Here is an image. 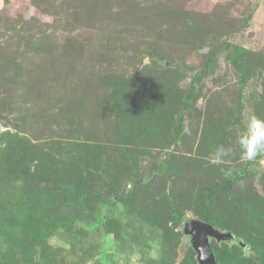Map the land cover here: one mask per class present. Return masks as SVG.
<instances>
[{"label": "rangeland", "instance_id": "rangeland-1", "mask_svg": "<svg viewBox=\"0 0 264 264\" xmlns=\"http://www.w3.org/2000/svg\"><path fill=\"white\" fill-rule=\"evenodd\" d=\"M253 114L264 0H0V264H198L210 218L245 245L217 264H264Z\"/></svg>", "mask_w": 264, "mask_h": 264}, {"label": "clouds", "instance_id": "clouds-1", "mask_svg": "<svg viewBox=\"0 0 264 264\" xmlns=\"http://www.w3.org/2000/svg\"><path fill=\"white\" fill-rule=\"evenodd\" d=\"M237 143L241 159L244 161H253L258 156L264 155V119H260L254 114L250 115ZM232 153L231 147L218 145L212 152L209 163L220 167L227 162Z\"/></svg>", "mask_w": 264, "mask_h": 264}, {"label": "water", "instance_id": "water-1", "mask_svg": "<svg viewBox=\"0 0 264 264\" xmlns=\"http://www.w3.org/2000/svg\"><path fill=\"white\" fill-rule=\"evenodd\" d=\"M183 232L196 252L198 264H217L210 247V240L225 244L236 243L245 248L242 241L236 239L231 233L221 232L206 222L189 221L184 226Z\"/></svg>", "mask_w": 264, "mask_h": 264}, {"label": "trees", "instance_id": "trees-1", "mask_svg": "<svg viewBox=\"0 0 264 264\" xmlns=\"http://www.w3.org/2000/svg\"><path fill=\"white\" fill-rule=\"evenodd\" d=\"M247 19L250 20V19H251V15L248 16ZM226 57H227L232 63H235V62L237 63V61H236L234 58H231L230 55H226ZM192 97H193V100H196V96H192ZM231 187H232V186H231V183L228 182L227 186H225V187L222 188V191L226 192V191H228ZM211 190H214V189H211ZM213 195H214V192H210V197L213 196ZM172 222H173L175 225H179V223H180V216H179L178 214L174 213V212L172 213ZM203 222H206V223H208V224L214 226L216 229H218V230L220 231V229L217 228L216 222H215L212 218H210V219H205ZM232 235H233V234H232ZM221 244L224 245V243H221ZM231 245H234V244H231ZM240 246H241V245H240ZM191 253L194 255L193 252H191ZM194 264H195V262H194Z\"/></svg>", "mask_w": 264, "mask_h": 264}]
</instances>
